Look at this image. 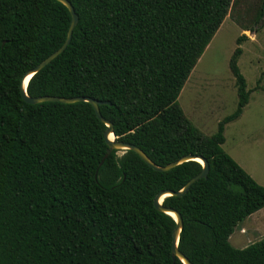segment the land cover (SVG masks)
I'll use <instances>...</instances> for the list:
<instances>
[{
	"label": "trees",
	"instance_id": "trees-1",
	"mask_svg": "<svg viewBox=\"0 0 264 264\" xmlns=\"http://www.w3.org/2000/svg\"><path fill=\"white\" fill-rule=\"evenodd\" d=\"M78 15L69 44L27 83L29 96H89L115 139L158 166L185 155L208 162L205 178L162 205L182 218L178 249L191 264H264V236L236 248V225L264 207V186L222 148L250 90L229 60L236 109L204 135L179 92L237 0H68ZM253 16V15H252ZM248 30L264 25V0ZM70 13L58 0H0V264H183L172 259L175 219L153 205L202 169L186 160L166 171L131 149L105 158L101 122L88 101L31 104L20 79L64 41ZM246 30V29H245ZM93 259V260H92Z\"/></svg>",
	"mask_w": 264,
	"mask_h": 264
},
{
	"label": "rangeland",
	"instance_id": "rangeland-1",
	"mask_svg": "<svg viewBox=\"0 0 264 264\" xmlns=\"http://www.w3.org/2000/svg\"><path fill=\"white\" fill-rule=\"evenodd\" d=\"M262 0H237L211 38L184 82L177 102L185 116L204 135L217 130L218 122L237 106L235 78L229 60L237 47L236 39H247L237 65L250 90L241 115L225 125L222 148L257 183L264 186V25L257 31L248 30L254 10ZM253 15V16H252ZM246 29V30H245ZM122 150H118V154ZM264 236V207L240 221L229 236L233 247L243 248ZM82 264L96 256L90 252ZM93 260V259H92ZM91 264V263H88Z\"/></svg>",
	"mask_w": 264,
	"mask_h": 264
},
{
	"label": "water",
	"instance_id": "water-1",
	"mask_svg": "<svg viewBox=\"0 0 264 264\" xmlns=\"http://www.w3.org/2000/svg\"><path fill=\"white\" fill-rule=\"evenodd\" d=\"M58 1L61 2L63 5H65L67 7L69 13H70V22H69V25H68V28L66 31L65 39H64L63 43L56 50H54L47 57H45L42 61H40L34 67L28 69L23 74V76L20 79V85H19L20 95H21L22 99L25 102H28L31 104L40 103V102H44V101H53V102H61V103H72V102H76V101H88V102H90L93 109H94V112H95L97 118L101 122H103L107 125V129L104 131V134H103L105 142L107 144L106 154L104 155V158L113 149H117V150L131 149L135 153H137L139 155V157L146 164H148L153 169L158 170V171H166L168 169L173 168L178 163H180L182 161H186V160H196V161L200 162L202 164L201 171L198 172L196 175L192 176L180 190H177V191L162 190V191H159L153 199V205L157 210L171 215L176 221V225L172 231V239H171L172 259H175V257H178L180 259V261H182L183 264H191V262L178 249L179 232H180V229L182 226V218L176 210H174L170 207H165L164 205H162V200L167 195H182V194H184L194 181H196L199 178H205L207 176V173H208V162L206 161V159L202 158L201 156H197V155H185L182 158H180L176 161L170 162L166 165H163V166L155 165L147 157V155L143 152V150H141L135 144L127 143V142H123V141L115 139V136L112 132V123L109 120H107L105 117H103L100 110H99V104L109 103V102L100 101V100H97V99L89 97V96L60 97V96H53V95L29 96L27 94L26 88H27V83H28L30 77L33 74H35L36 72H38L39 70H41L46 64H48L58 54H60L61 52L64 51V49L67 47V45L69 44V42L71 40L72 31H73L75 25L77 24L78 15L75 12L72 4L68 0H58ZM25 80H26V82H25ZM110 133L113 135V138H109ZM172 213L175 216H173Z\"/></svg>",
	"mask_w": 264,
	"mask_h": 264
},
{
	"label": "bare ground",
	"instance_id": "bare-ground-1",
	"mask_svg": "<svg viewBox=\"0 0 264 264\" xmlns=\"http://www.w3.org/2000/svg\"><path fill=\"white\" fill-rule=\"evenodd\" d=\"M26 80H25V82H26ZM109 138H113V135L111 133L109 134ZM172 215L175 216L173 213H172Z\"/></svg>",
	"mask_w": 264,
	"mask_h": 264
}]
</instances>
